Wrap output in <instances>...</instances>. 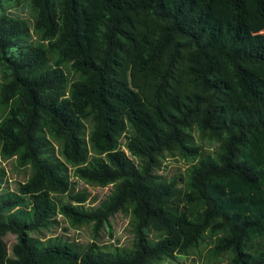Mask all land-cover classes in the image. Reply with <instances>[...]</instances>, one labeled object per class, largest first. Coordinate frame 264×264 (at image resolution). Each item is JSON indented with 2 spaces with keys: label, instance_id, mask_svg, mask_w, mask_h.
Here are the masks:
<instances>
[{
  "label": "trees",
  "instance_id": "obj_1",
  "mask_svg": "<svg viewBox=\"0 0 264 264\" xmlns=\"http://www.w3.org/2000/svg\"><path fill=\"white\" fill-rule=\"evenodd\" d=\"M10 1L0 0V153L28 175L0 190V264H154L204 235L222 264H264V100L253 79L264 75V33L245 39L244 1L221 0L210 22L212 0H25L34 43ZM262 5L248 0L249 17ZM164 152L194 159L180 184L155 171ZM70 174L110 190L86 208ZM118 210L129 246L32 234L56 214L97 231Z\"/></svg>",
  "mask_w": 264,
  "mask_h": 264
},
{
  "label": "rangeland",
  "instance_id": "obj_2",
  "mask_svg": "<svg viewBox=\"0 0 264 264\" xmlns=\"http://www.w3.org/2000/svg\"><path fill=\"white\" fill-rule=\"evenodd\" d=\"M244 1L245 7V39L250 38L253 34L264 33V0L263 9L260 16L250 18L247 6L248 0ZM221 0H212V8L208 13V21L213 22V19L219 15ZM5 10L15 16L22 18L29 26L28 35L25 37L26 42L34 43L37 40L36 32L31 28L32 10L25 0H11L5 5ZM64 70L66 66L63 65ZM68 78H75L76 74L67 70ZM220 77L226 82L228 91V101L225 103L226 107H231L239 103L236 93L230 86V80L226 71L222 68ZM253 79L263 84L262 99L264 100V75H253ZM122 139V138H121ZM204 149L210 150L209 145L204 144ZM194 161L191 157L181 156L176 153L164 152L159 157V166L155 170L165 179L176 177L177 184H180L187 175L188 167ZM0 190L14 189L17 181L24 180L28 175V169L24 165L17 164L13 157L2 155L0 153ZM70 179L73 181L71 192L84 191L86 198L82 205L86 208L95 207L110 190V184L99 185L91 183L83 179L77 178L70 174ZM57 198L62 200H69L74 203L71 198L66 197L65 194L58 195ZM56 199V197H54ZM33 236L44 238L49 235H56L68 242L74 243L78 247L84 244L95 241L98 245L105 249H111L112 245L129 246L133 239V231L130 224L129 214L123 211H115L108 216V224L101 225L97 231L93 230V223L88 222H72L69 217L61 214H56V221L47 227H43L40 231L32 233ZM154 236L153 234H151ZM7 250L9 251L10 244L14 241L12 233H6L2 237ZM212 241L206 235L199 241L197 246L190 248L185 254H178L177 256L164 259L154 264H222L225 260V254L214 255L208 252Z\"/></svg>",
  "mask_w": 264,
  "mask_h": 264
}]
</instances>
